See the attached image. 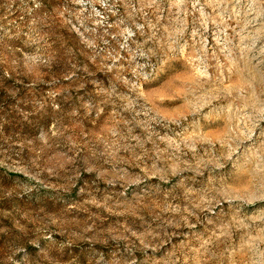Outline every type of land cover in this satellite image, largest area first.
<instances>
[{"label":"rangeland","instance_id":"1","mask_svg":"<svg viewBox=\"0 0 264 264\" xmlns=\"http://www.w3.org/2000/svg\"><path fill=\"white\" fill-rule=\"evenodd\" d=\"M0 264H264V0H0Z\"/></svg>","mask_w":264,"mask_h":264}]
</instances>
